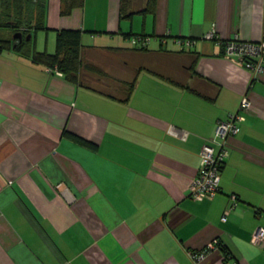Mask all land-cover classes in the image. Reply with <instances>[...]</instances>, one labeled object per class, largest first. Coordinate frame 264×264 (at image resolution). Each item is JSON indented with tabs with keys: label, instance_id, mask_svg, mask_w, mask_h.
<instances>
[{
	"label": "crops",
	"instance_id": "1",
	"mask_svg": "<svg viewBox=\"0 0 264 264\" xmlns=\"http://www.w3.org/2000/svg\"><path fill=\"white\" fill-rule=\"evenodd\" d=\"M42 1L37 31L55 39L39 52L79 30L84 67L73 82L0 51V264H193L187 251L214 240L203 264H264L251 243L264 228V62L253 77L219 41L258 40L264 0H155L153 12L135 0L122 17L118 0L66 14L69 0ZM243 95L219 192L193 200L201 146Z\"/></svg>",
	"mask_w": 264,
	"mask_h": 264
},
{
	"label": "built area",
	"instance_id": "2",
	"mask_svg": "<svg viewBox=\"0 0 264 264\" xmlns=\"http://www.w3.org/2000/svg\"><path fill=\"white\" fill-rule=\"evenodd\" d=\"M214 30L206 33L204 39L216 38ZM150 37L136 35L132 36L133 43H140L142 47L146 46ZM223 53L234 58L238 63L250 71L253 77L263 70L264 62V8L262 14L261 35L258 40H241L238 37L220 40ZM179 49L190 47L194 41L188 38L175 39ZM48 72L62 76V73L56 68H48ZM250 108V100L246 95L240 99L237 112L230 115L227 120H219L214 128V136L210 143L201 146L199 152V165L196 174L189 184V197L193 200H202L213 197L219 192L220 172L228 155L226 147L227 138L235 135L239 131V123L244 120V112ZM230 205L223 212L221 217L225 220L228 211L236 205L237 198L234 194L229 196ZM251 243L264 250V228H257L252 236ZM219 243L214 240L208 243L204 248L188 250L187 255L193 264H203L208 253L218 247Z\"/></svg>",
	"mask_w": 264,
	"mask_h": 264
},
{
	"label": "trees",
	"instance_id": "3",
	"mask_svg": "<svg viewBox=\"0 0 264 264\" xmlns=\"http://www.w3.org/2000/svg\"><path fill=\"white\" fill-rule=\"evenodd\" d=\"M82 0H69L68 6L62 11L66 14ZM119 15L129 16L135 12V0H118ZM155 0H145V5L137 11L153 12ZM45 8L42 0H0V51L13 48L16 52L31 56L36 63L59 70L70 81H77L84 64L80 58V31L62 29L56 34L55 51L53 53L34 51V33L45 28ZM20 32L21 39L13 38L12 34ZM29 39H25L26 35Z\"/></svg>",
	"mask_w": 264,
	"mask_h": 264
},
{
	"label": "rangeland",
	"instance_id": "4",
	"mask_svg": "<svg viewBox=\"0 0 264 264\" xmlns=\"http://www.w3.org/2000/svg\"><path fill=\"white\" fill-rule=\"evenodd\" d=\"M12 36H13V34H12ZM26 36H25V39H26ZM54 39H55V37L52 35V33L50 34V33H46L45 31H37V45H38L37 50L42 51L44 49L46 43L49 46V49L52 50L54 48ZM33 42H34V36H33L32 43ZM51 50H49V51H51ZM49 53H52V52H49Z\"/></svg>",
	"mask_w": 264,
	"mask_h": 264
},
{
	"label": "water",
	"instance_id": "5",
	"mask_svg": "<svg viewBox=\"0 0 264 264\" xmlns=\"http://www.w3.org/2000/svg\"><path fill=\"white\" fill-rule=\"evenodd\" d=\"M21 37H22V35H21V33L20 32H17V33H15L14 35H13V38H16V39H21ZM29 37H30V35L28 34L27 36H26V39H29Z\"/></svg>",
	"mask_w": 264,
	"mask_h": 264
}]
</instances>
